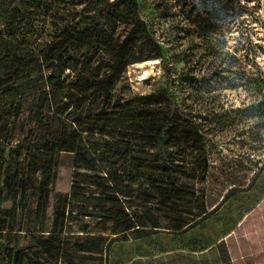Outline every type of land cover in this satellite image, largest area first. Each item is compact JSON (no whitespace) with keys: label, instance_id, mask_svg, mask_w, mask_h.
<instances>
[{"label":"trees","instance_id":"1","mask_svg":"<svg viewBox=\"0 0 264 264\" xmlns=\"http://www.w3.org/2000/svg\"><path fill=\"white\" fill-rule=\"evenodd\" d=\"M204 1L195 0L192 4L201 30L207 29ZM208 1L219 3L237 17L243 9L241 0ZM76 3L80 8L74 6L72 12L56 20L58 33L50 52L43 50L35 56L31 49L28 54L25 52L27 47L17 50L22 46L20 40L25 41L20 37L27 32L28 19L42 3L0 0V111L2 103L10 102L7 113H0V194L5 189L11 202L10 206H0V264H10L17 253L23 255V264H51L49 259L57 263L83 252L100 257L105 251V235L71 233L64 228L67 221L85 216L108 217L112 233L145 226L123 208L139 194L126 192L122 181L146 186L139 198L144 203H151L148 190L156 193L157 202L151 207L166 213L167 228L182 232L195 224L188 218V207L193 199L201 198L186 190L181 182L185 178L180 170L183 158L171 156L169 150L186 141L185 136L177 133L179 126L193 127L196 135L191 139L203 145L193 113L178 104L168 86L150 93L148 99L138 101L133 108L131 102L110 105L115 85L127 65L163 57L160 44L139 15L138 0ZM143 45L144 49L137 48ZM29 93H33L28 110L31 124L23 137L29 143L25 152L30 158L27 174L9 156V151H15L9 141L24 110L23 96ZM87 104L99 108L95 123L106 122L101 127L95 124V129L111 127L121 140L130 143L110 148L99 140H88L85 142L89 146L83 149L85 129L78 128L75 113ZM119 105L132 111L128 121L131 127H124L113 118L112 112ZM116 124L121 131L116 130ZM60 153L74 155L76 166L70 191L54 195L52 220L47 224L44 211ZM30 193L36 206L30 210L34 222L26 226L23 213ZM198 213L197 216H207L205 210ZM148 217L151 226L160 227L156 218ZM69 237L75 239L70 241ZM32 245L37 249L34 256L30 255ZM212 247L218 248L217 241L208 245L209 249ZM205 249L206 246H200L198 252ZM202 253L204 260L200 264H219L216 256Z\"/></svg>","mask_w":264,"mask_h":264},{"label":"rangeland","instance_id":"2","mask_svg":"<svg viewBox=\"0 0 264 264\" xmlns=\"http://www.w3.org/2000/svg\"><path fill=\"white\" fill-rule=\"evenodd\" d=\"M193 1L138 0L139 15L160 44L163 57L127 65L115 85L110 105L131 102L133 108L138 101L148 99L150 93L168 86L178 104L193 113L203 145L191 139L196 135L193 127L179 126L177 133L185 136L186 141L169 150L171 156L183 158L180 170L185 178L181 182L186 190L201 198L193 199L188 207L191 210L188 218L195 224L182 232L167 228L166 213L151 207L157 202L156 193L148 190L152 194L151 203H144L139 198L147 187L122 181L126 192L139 194L123 208L145 226L112 233V221L108 217H77L66 222L65 231L105 235L104 253L94 257L83 252L72 254L68 260L59 259L57 263L49 259V263L200 264L204 260L200 253L204 252L216 256L219 264H264V0H241L243 9L238 17L219 3L203 0L208 10L206 30L199 26ZM40 2L42 6L36 7L28 19L27 32L20 37L25 41L20 40L22 46L17 52L27 47V54L30 49L35 56L43 50L48 54L58 33L56 20L72 12L74 6L80 8L77 0ZM32 97L33 93L23 96L24 110L9 141L15 148L9 151V156L27 174H30V158L25 152L29 143L23 137L31 124L28 110ZM8 104H1L0 113H7ZM96 106L87 104L75 113L78 128L85 129L82 148L89 146L85 142L88 140H99L110 148L129 144L111 127L102 131L93 127L106 123L102 120L95 123L99 111ZM127 108L119 105L112 115L120 125L131 127L128 121L132 111ZM120 125L116 130L121 131ZM73 156L60 153L57 157L56 178L44 211L47 224L52 220L54 195L70 191L76 166ZM10 205L3 189L0 206ZM34 206L36 200L30 193L23 213L26 226L34 222L30 211ZM201 210L207 216H197ZM147 214L156 218L160 227L151 226ZM73 239L69 237L70 241ZM198 241L200 244H196ZM214 241L218 248L209 249L208 245ZM200 246L206 249L198 252ZM31 248L35 251L30 255L34 256L37 249L34 245ZM23 262L21 253L10 260V264Z\"/></svg>","mask_w":264,"mask_h":264}]
</instances>
